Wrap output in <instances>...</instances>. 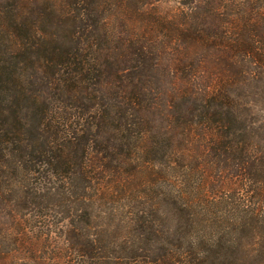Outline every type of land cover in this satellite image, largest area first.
<instances>
[{"label":"trees","instance_id":"trees-1","mask_svg":"<svg viewBox=\"0 0 264 264\" xmlns=\"http://www.w3.org/2000/svg\"><path fill=\"white\" fill-rule=\"evenodd\" d=\"M0 0V264H264V0Z\"/></svg>","mask_w":264,"mask_h":264},{"label":"rangeland","instance_id":"rangeland-1","mask_svg":"<svg viewBox=\"0 0 264 264\" xmlns=\"http://www.w3.org/2000/svg\"><path fill=\"white\" fill-rule=\"evenodd\" d=\"M161 6L163 8L173 9V10H175L176 8L181 7L180 5H178V1L177 0H165L164 3L161 4Z\"/></svg>","mask_w":264,"mask_h":264}]
</instances>
